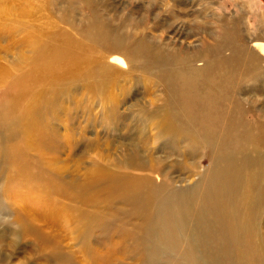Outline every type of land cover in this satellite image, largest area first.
Returning a JSON list of instances; mask_svg holds the SVG:
<instances>
[{
    "label": "rangeland",
    "instance_id": "obj_1",
    "mask_svg": "<svg viewBox=\"0 0 264 264\" xmlns=\"http://www.w3.org/2000/svg\"><path fill=\"white\" fill-rule=\"evenodd\" d=\"M143 1L0 0V264H142L123 240L142 225L138 184L166 176L187 192L207 169L208 153L187 156L183 140L164 137L161 112L177 93L232 98L215 117L193 114L198 124L218 130L229 105L239 128L264 124V75L251 88L227 60L239 45L259 57L251 39L264 29V0H210L221 20L204 40L186 36L181 0L166 10L176 18ZM191 52L204 69L195 82ZM259 226L264 239V212ZM172 259L152 264H186ZM249 263L264 264V247Z\"/></svg>",
    "mask_w": 264,
    "mask_h": 264
},
{
    "label": "bare ground",
    "instance_id": "obj_2",
    "mask_svg": "<svg viewBox=\"0 0 264 264\" xmlns=\"http://www.w3.org/2000/svg\"><path fill=\"white\" fill-rule=\"evenodd\" d=\"M181 2L183 9L174 11L178 17L191 18L186 36L191 37L195 31L202 40L204 37L213 39L210 26L221 20L218 18L221 13L216 11L214 2L198 0L201 6L195 11L186 8L192 0ZM253 2L252 7L260 4L258 0ZM143 3L160 4L166 7L164 14L176 18L174 13L166 11L172 8L168 6L169 0H144ZM263 37L264 29L258 28L256 36L251 39V42L255 41L251 47L259 57L251 56L246 45H239L233 47L234 51L227 59L242 65L239 73L246 77L239 81L251 88L258 86L264 75ZM213 46L215 52L223 48L221 43L214 42ZM137 53L136 47V56L139 55ZM199 58L192 52L184 58L188 62L185 76L194 82L204 70L202 66L194 68V60L197 62ZM113 60L122 63L116 57ZM223 62L227 63L226 60ZM184 94L179 92L174 96L180 102L174 109L170 103L164 105L161 112L164 137L183 140V152L187 156L193 157L199 151L208 153L207 169L200 174L196 187L187 192H175L169 185L171 179L166 176L162 177L160 185L138 184L140 200L134 206L142 225L137 232L124 231L123 240L142 259V264H152L168 256L175 262L180 259L186 264H200L201 261L204 264H250L249 260L262 255L264 247L262 227L259 226L264 212V124L239 128L231 118L233 105L226 107V122L218 130L219 122L210 126L198 124L193 114L215 117L216 104L226 103L232 98L221 101L205 96L190 102ZM7 106L8 103L2 105V111ZM179 220L184 221L185 227H172Z\"/></svg>",
    "mask_w": 264,
    "mask_h": 264
}]
</instances>
